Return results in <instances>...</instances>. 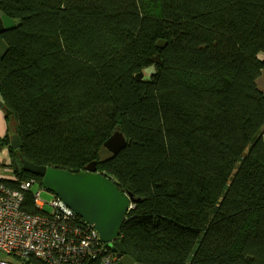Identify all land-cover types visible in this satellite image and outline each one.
Listing matches in <instances>:
<instances>
[{"label": "trees", "instance_id": "1", "mask_svg": "<svg viewBox=\"0 0 264 264\" xmlns=\"http://www.w3.org/2000/svg\"><path fill=\"white\" fill-rule=\"evenodd\" d=\"M2 16L0 92L21 141L2 184L42 187L23 160L96 162L138 200L120 230L137 264H264V0H0ZM117 132L127 145L101 162ZM32 193L23 211L41 214Z\"/></svg>", "mask_w": 264, "mask_h": 264}, {"label": "built area", "instance_id": "2", "mask_svg": "<svg viewBox=\"0 0 264 264\" xmlns=\"http://www.w3.org/2000/svg\"><path fill=\"white\" fill-rule=\"evenodd\" d=\"M35 180L23 181L20 189L0 182V252L23 262L38 259L46 264H83L99 260L101 264H120L117 254L102 243L99 233L82 217L69 209L55 194L51 203L42 199V189L32 190ZM32 191L41 214L23 211L24 195ZM52 211L44 213L45 205ZM117 241L120 242V236ZM0 264H12L1 260Z\"/></svg>", "mask_w": 264, "mask_h": 264}, {"label": "water", "instance_id": "3", "mask_svg": "<svg viewBox=\"0 0 264 264\" xmlns=\"http://www.w3.org/2000/svg\"><path fill=\"white\" fill-rule=\"evenodd\" d=\"M14 26L13 20L5 16L1 17L0 27H3V31L10 30ZM7 51L8 46L0 36V57L3 58ZM153 62L160 64L159 57L153 59ZM136 78L150 82V79H142V73ZM0 110H3L7 116L12 115V112L5 107L1 92ZM3 145L13 151L21 148L17 129L15 134L5 136ZM126 145L127 141L123 134L115 133L99 152V160L107 162L113 159ZM12 166L15 171L20 170L15 159H12ZM21 167L26 172L42 177V187L45 190L55 194L70 210L93 226L99 233L102 243L117 254L120 264H137L126 254L123 244L117 239L127 215L138 200L133 194L120 191L112 180L99 173L96 162L88 165L78 174L38 166L27 160L21 161Z\"/></svg>", "mask_w": 264, "mask_h": 264}, {"label": "crops", "instance_id": "4", "mask_svg": "<svg viewBox=\"0 0 264 264\" xmlns=\"http://www.w3.org/2000/svg\"><path fill=\"white\" fill-rule=\"evenodd\" d=\"M264 61V55L260 57ZM258 87L264 93V73L258 80ZM16 125L14 120L0 110V138H5L7 134H15ZM10 147L0 144V180L16 181L15 170L12 167Z\"/></svg>", "mask_w": 264, "mask_h": 264}, {"label": "rangeland", "instance_id": "5", "mask_svg": "<svg viewBox=\"0 0 264 264\" xmlns=\"http://www.w3.org/2000/svg\"><path fill=\"white\" fill-rule=\"evenodd\" d=\"M35 182H36V184H39L37 181H35ZM38 188H39L38 185H34L32 187V190H38ZM42 199L49 204L53 200V194L51 192L45 190V189H42ZM44 210L47 211V212H51L52 211V209L47 204L45 205ZM0 259L9 261L12 264H26L22 260L14 257V256H11V255H6L3 252H0Z\"/></svg>", "mask_w": 264, "mask_h": 264}, {"label": "clouds", "instance_id": "6", "mask_svg": "<svg viewBox=\"0 0 264 264\" xmlns=\"http://www.w3.org/2000/svg\"><path fill=\"white\" fill-rule=\"evenodd\" d=\"M157 72V66L156 63H151L149 65H146L142 67L141 73H142V79L149 80L151 79L152 75Z\"/></svg>", "mask_w": 264, "mask_h": 264}, {"label": "flooded vegetation", "instance_id": "7", "mask_svg": "<svg viewBox=\"0 0 264 264\" xmlns=\"http://www.w3.org/2000/svg\"><path fill=\"white\" fill-rule=\"evenodd\" d=\"M1 29H0V31H2L3 30V27H0Z\"/></svg>", "mask_w": 264, "mask_h": 264}]
</instances>
